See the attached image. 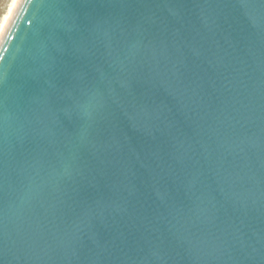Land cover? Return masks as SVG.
<instances>
[{
  "label": "water",
  "instance_id": "obj_1",
  "mask_svg": "<svg viewBox=\"0 0 264 264\" xmlns=\"http://www.w3.org/2000/svg\"><path fill=\"white\" fill-rule=\"evenodd\" d=\"M0 264H264V0H18Z\"/></svg>",
  "mask_w": 264,
  "mask_h": 264
},
{
  "label": "bare ground",
  "instance_id": "obj_2",
  "mask_svg": "<svg viewBox=\"0 0 264 264\" xmlns=\"http://www.w3.org/2000/svg\"><path fill=\"white\" fill-rule=\"evenodd\" d=\"M17 2H18V0H12V2L9 5V7L7 8L8 9L7 10V13L4 16L2 22H0L1 23L0 24V36H1V34H2L3 30H4V28H5V26L7 25L8 21L10 19V16H11V14H12V12H13L16 4H17Z\"/></svg>",
  "mask_w": 264,
  "mask_h": 264
},
{
  "label": "rangeland",
  "instance_id": "obj_3",
  "mask_svg": "<svg viewBox=\"0 0 264 264\" xmlns=\"http://www.w3.org/2000/svg\"><path fill=\"white\" fill-rule=\"evenodd\" d=\"M12 0H0V22H2L4 16L7 13V8L9 7ZM1 24V23H0Z\"/></svg>",
  "mask_w": 264,
  "mask_h": 264
}]
</instances>
